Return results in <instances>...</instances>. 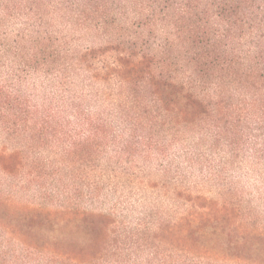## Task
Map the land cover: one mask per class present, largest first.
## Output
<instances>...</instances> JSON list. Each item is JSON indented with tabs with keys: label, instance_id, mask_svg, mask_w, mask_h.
Instances as JSON below:
<instances>
[{
	"label": "trees",
	"instance_id": "16d2710c",
	"mask_svg": "<svg viewBox=\"0 0 264 264\" xmlns=\"http://www.w3.org/2000/svg\"><path fill=\"white\" fill-rule=\"evenodd\" d=\"M0 264H264V0H0Z\"/></svg>",
	"mask_w": 264,
	"mask_h": 264
}]
</instances>
